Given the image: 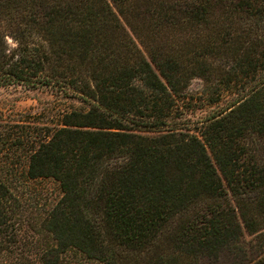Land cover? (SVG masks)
I'll return each instance as SVG.
<instances>
[{
  "label": "trees",
  "instance_id": "1",
  "mask_svg": "<svg viewBox=\"0 0 264 264\" xmlns=\"http://www.w3.org/2000/svg\"><path fill=\"white\" fill-rule=\"evenodd\" d=\"M219 75L250 89L192 132L187 82ZM15 84L89 107L29 131L44 213L0 182V264H264V0H0Z\"/></svg>",
  "mask_w": 264,
  "mask_h": 264
},
{
  "label": "rangeland",
  "instance_id": "2",
  "mask_svg": "<svg viewBox=\"0 0 264 264\" xmlns=\"http://www.w3.org/2000/svg\"><path fill=\"white\" fill-rule=\"evenodd\" d=\"M220 78L221 75L218 78L212 76L210 81L193 77L187 82L184 99L180 101L183 105L180 119L192 132L198 130L202 120L223 112L250 89L248 81L233 80L230 88L220 90L215 84L217 79L221 81ZM212 99L215 102L211 103ZM88 107L83 100L55 94L49 88L31 89L18 84L0 87V135L8 136V140H0V182L9 186L10 192L18 196L25 206L32 205L27 210L28 214L31 210L33 216L44 213L57 189L56 183L50 179L25 182L23 178L29 131L52 129L58 125L63 110ZM17 139L22 141L19 146L14 145ZM21 231L25 232L23 226Z\"/></svg>",
  "mask_w": 264,
  "mask_h": 264
}]
</instances>
